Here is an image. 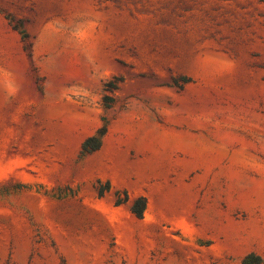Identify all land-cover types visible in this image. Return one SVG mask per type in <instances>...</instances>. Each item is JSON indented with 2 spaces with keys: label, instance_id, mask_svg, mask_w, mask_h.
Listing matches in <instances>:
<instances>
[{
  "label": "rangeland",
  "instance_id": "374dc122",
  "mask_svg": "<svg viewBox=\"0 0 264 264\" xmlns=\"http://www.w3.org/2000/svg\"><path fill=\"white\" fill-rule=\"evenodd\" d=\"M250 253L264 264V0H0V264Z\"/></svg>",
  "mask_w": 264,
  "mask_h": 264
},
{
  "label": "trees",
  "instance_id": "16d2710c",
  "mask_svg": "<svg viewBox=\"0 0 264 264\" xmlns=\"http://www.w3.org/2000/svg\"><path fill=\"white\" fill-rule=\"evenodd\" d=\"M107 132L106 123L97 130V132L87 137L82 145H81V153L82 155H89L94 153L95 151L99 150L102 144V138ZM110 190V184L108 182L105 183V185L101 186L99 188V196L104 195ZM116 200L115 205H120L128 202L129 196L126 191H123V198L119 197V193L115 194ZM147 207V201L144 196H138L132 200L131 206H130V212L131 214L137 218L142 219L144 212ZM262 259L253 253L247 254L243 260L241 261V264H261Z\"/></svg>",
  "mask_w": 264,
  "mask_h": 264
}]
</instances>
